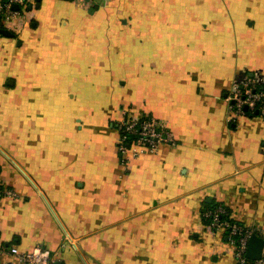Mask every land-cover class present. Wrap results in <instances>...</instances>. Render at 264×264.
I'll use <instances>...</instances> for the list:
<instances>
[{
	"label": "crops",
	"instance_id": "obj_1",
	"mask_svg": "<svg viewBox=\"0 0 264 264\" xmlns=\"http://www.w3.org/2000/svg\"><path fill=\"white\" fill-rule=\"evenodd\" d=\"M33 1L0 33V264L37 245L55 264H237L201 212L264 237V117L226 99L264 81V0ZM125 112L173 140L125 164Z\"/></svg>",
	"mask_w": 264,
	"mask_h": 264
},
{
	"label": "built area",
	"instance_id": "obj_2",
	"mask_svg": "<svg viewBox=\"0 0 264 264\" xmlns=\"http://www.w3.org/2000/svg\"><path fill=\"white\" fill-rule=\"evenodd\" d=\"M33 0H0L2 18L0 25L15 30L31 15ZM18 4V8L13 5ZM229 108L235 116L264 117V81L254 76L243 82H236L227 94ZM118 122L119 139L117 147L122 154V161L127 164L131 157H136L148 149H157L162 142L172 141V133L166 124L151 115H130L124 113ZM14 191L0 182V199ZM204 226L210 230L225 229L237 264H264V251L260 258L248 256L250 238L259 234L260 229L253 225H244L224 204L204 208L201 212ZM15 255L14 264H55L51 251L37 245L31 250L21 251L11 247Z\"/></svg>",
	"mask_w": 264,
	"mask_h": 264
},
{
	"label": "water",
	"instance_id": "obj_3",
	"mask_svg": "<svg viewBox=\"0 0 264 264\" xmlns=\"http://www.w3.org/2000/svg\"><path fill=\"white\" fill-rule=\"evenodd\" d=\"M13 7L17 8L18 4H14ZM0 33L5 35L13 36L14 33L8 29L0 27ZM264 249V237H261L258 234L252 235L250 238L247 254L251 258H260L263 254Z\"/></svg>",
	"mask_w": 264,
	"mask_h": 264
},
{
	"label": "trees",
	"instance_id": "obj_4",
	"mask_svg": "<svg viewBox=\"0 0 264 264\" xmlns=\"http://www.w3.org/2000/svg\"><path fill=\"white\" fill-rule=\"evenodd\" d=\"M220 203H216V204H214V205H209V207H213V206H216V205H219ZM221 204H224V203H221ZM226 207H227V205L226 204H224ZM208 206H206V207H203V209L204 208H207ZM228 209H229V207H227ZM202 209V210H203ZM229 211H230V209H229Z\"/></svg>",
	"mask_w": 264,
	"mask_h": 264
}]
</instances>
